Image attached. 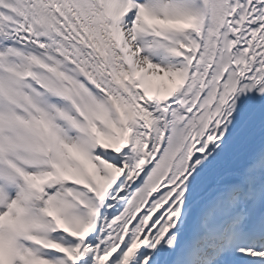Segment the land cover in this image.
Instances as JSON below:
<instances>
[{"label": "snow or ice", "instance_id": "snow-or-ice-1", "mask_svg": "<svg viewBox=\"0 0 264 264\" xmlns=\"http://www.w3.org/2000/svg\"><path fill=\"white\" fill-rule=\"evenodd\" d=\"M0 264H264V0H0Z\"/></svg>", "mask_w": 264, "mask_h": 264}, {"label": "bare ground", "instance_id": "bare-ground-1", "mask_svg": "<svg viewBox=\"0 0 264 264\" xmlns=\"http://www.w3.org/2000/svg\"><path fill=\"white\" fill-rule=\"evenodd\" d=\"M161 84V83H160Z\"/></svg>", "mask_w": 264, "mask_h": 264}]
</instances>
